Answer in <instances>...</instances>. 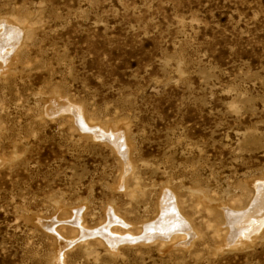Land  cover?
I'll list each match as a JSON object with an SVG mask.
<instances>
[{
  "label": "rangeland",
  "instance_id": "374dc122",
  "mask_svg": "<svg viewBox=\"0 0 264 264\" xmlns=\"http://www.w3.org/2000/svg\"><path fill=\"white\" fill-rule=\"evenodd\" d=\"M263 204L264 0H0V264H264Z\"/></svg>",
  "mask_w": 264,
  "mask_h": 264
},
{
  "label": "bare ground",
  "instance_id": "6f19581e",
  "mask_svg": "<svg viewBox=\"0 0 264 264\" xmlns=\"http://www.w3.org/2000/svg\"><path fill=\"white\" fill-rule=\"evenodd\" d=\"M77 121H81L84 126L87 128H90L83 117H79L77 115ZM261 190V189H260ZM170 191V190H169ZM175 196V195H174ZM258 197H263V194H258ZM170 198V197H169ZM257 198V197H256ZM167 199V198H166ZM256 199L255 201H257ZM260 200V198H259ZM262 200V199H261ZM167 201V200H166ZM165 201V202H166ZM259 202V201H258ZM257 204V203H256ZM256 204H254L256 206ZM165 205V204H163ZM264 205V204H263ZM258 208V206L256 207ZM175 207L173 205H165L161 211V215L156 218V220L151 221L149 224L146 225L144 230L137 234H119L117 231H114L113 229H110L108 226H104L100 229H96L98 233H101L103 236L107 238V241L109 243H118L119 239L128 237L130 239L136 241L140 237H147L148 240L149 238H154V233L157 231L162 232V236H170V234H173L172 232L176 233L179 232L181 229L179 226H181V222L183 221V218L179 216L178 213L175 211ZM264 210V209H263ZM263 210H249L246 211H240V214L233 216L232 218H229L228 221L230 223L231 228L233 229V234H234V242H240L244 237H249L250 234L259 228L261 226V223L264 222V211ZM233 212V211H232ZM236 213V212H235ZM117 214V213H116ZM234 214V213H233ZM112 215V214H111ZM119 217V216H118ZM229 217V216H228ZM185 218V217H184ZM110 220V218H109ZM227 221V222H228ZM78 222V221H76ZM109 222V221H108ZM112 222V221H111ZM149 222V221H148ZM189 222V221H188ZM83 226V225H82ZM186 226V225H185ZM81 228V227H80ZM249 228V230H247ZM87 229V228H86ZM93 229V228H91ZM189 229V227H188ZM82 230V228H81ZM247 230V231H246ZM84 231V229H83ZM82 231V232H83ZM86 231V230H85ZM89 231V230H87ZM91 231V230H90ZM183 231V230H182ZM181 231V232H182ZM190 231V230H189ZM193 231V230H192ZM97 233V234H98ZM183 233V232H182ZM95 234V233H94ZM93 234V235H94ZM157 234V233H156ZM184 234V233H183ZM91 235V234H90ZM83 236V235H82ZM86 236V235H85ZM88 236V235H87ZM86 236V237H87ZM156 237L159 236V234L155 235ZM185 236V235H184ZM155 237V238H156ZM157 239V238H156ZM233 239V236H232ZM125 240V239H124ZM143 240V239H142ZM141 240V241H142ZM159 240V239H157ZM128 241V240H127ZM130 241V240H129ZM140 241V240H139ZM132 242V241H130ZM143 242V241H142ZM116 245V244H115ZM118 245V244H117Z\"/></svg>",
  "mask_w": 264,
  "mask_h": 264
}]
</instances>
